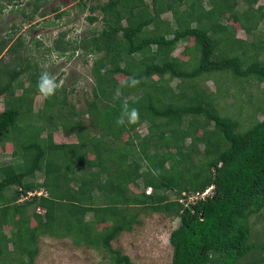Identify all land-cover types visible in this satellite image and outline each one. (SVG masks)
Wrapping results in <instances>:
<instances>
[{
	"label": "trees",
	"instance_id": "16d2710c",
	"mask_svg": "<svg viewBox=\"0 0 264 264\" xmlns=\"http://www.w3.org/2000/svg\"><path fill=\"white\" fill-rule=\"evenodd\" d=\"M4 1L13 0H0V14ZM257 1L245 0L241 12L234 0L91 5V11H101L102 28L77 45L99 55L86 102L89 124L59 86L40 108L28 110L40 92L37 72L26 75L24 86L20 75L28 65L0 67V149L14 134L8 130L19 131L9 143L12 162L0 163V264H33L37 238L43 236L103 250L112 264H133L111 242L140 223L135 207L179 219L168 237L171 264H264V242L251 240L250 225L251 216L264 210V117L257 118L258 112L264 115V87L248 91L249 107L243 104L244 111L232 114L213 108L228 88L218 80L214 93L199 85L217 71L224 81L235 79L238 92L264 82V4L253 9ZM45 4L31 0L30 11L19 12L33 17ZM167 11L175 26L161 17ZM227 12L255 39L237 38ZM187 37L194 39L192 63L172 54ZM10 40L0 38V55ZM9 50L14 52L15 44ZM168 73L180 80L177 90L165 82ZM117 74L125 78L114 84ZM142 126L145 134L137 131ZM59 130L74 140L55 142ZM139 181L143 190L135 192L132 185ZM210 186L208 196L187 200L186 193ZM172 191L179 197L171 199Z\"/></svg>",
	"mask_w": 264,
	"mask_h": 264
},
{
	"label": "rangeland",
	"instance_id": "374dc122",
	"mask_svg": "<svg viewBox=\"0 0 264 264\" xmlns=\"http://www.w3.org/2000/svg\"><path fill=\"white\" fill-rule=\"evenodd\" d=\"M30 1H4L5 9L0 14V38L10 37L11 40L8 41V45L0 55V67L3 68L10 64L12 68L18 70L28 65L27 70L20 75L24 86L28 85L27 74L36 71L37 79L39 80L41 73L47 71L57 82V86L64 90L66 102L74 106L75 111L83 112V114H80L79 119H82L83 123L89 124V118L85 111L86 102L91 98V89L94 83L91 73L93 61L99 55L85 54L84 49L77 47V45L83 37H89L94 31L98 32L102 28L103 22L100 19V9L97 8L91 11L90 6L101 5L107 0H83L86 2L85 5L80 4L79 0H46V4L33 17L28 14L21 15L19 8L25 7L29 12L31 9ZM146 1L150 2V0ZM234 1H237V11L241 12V10L247 9L245 0ZM261 4H264V0H258L254 3L253 9H256ZM90 16H96L98 19L91 22L88 19ZM225 16L229 18L227 23H233L232 25L237 29L235 31L237 38L248 42L255 39L254 36L247 35L240 28L238 22L230 13L227 12ZM161 17L163 20L169 21L172 26H175L169 11L161 14ZM257 31L259 32L258 29ZM10 44H15L14 52L7 51ZM63 46L67 48L63 49ZM193 46L194 39L187 37V39L177 42L172 54L182 60L187 59L189 63H192L189 57L195 54V50L192 49ZM245 62L244 65H246ZM222 73L217 71L215 72L217 75L199 82L202 88L209 89L213 93L218 85L216 80L220 81L219 84H222L223 87L228 88L225 99L220 98L214 102L213 108L216 110L221 109L223 112H228L229 110L228 113L231 112L232 114H236L233 113L235 110L238 112L240 110L244 111L246 106L249 107V105L245 104L248 91H259L264 87V82L260 84L252 83L248 86L253 87L238 92L236 80L228 77L224 81ZM124 78L125 75L117 74L112 77V83H119ZM154 78L157 79V76H154ZM164 80L173 90H177L179 79L168 73L164 76ZM20 91L21 89L19 88L15 90L16 94H19ZM2 98L0 96V110L3 107ZM43 99L44 95L41 92L36 93L32 105H27V109L34 111L40 108L43 104ZM243 104L246 106H243ZM36 116L40 118L39 115ZM263 117L262 112L257 113L258 119ZM23 119V116L18 118L17 122L20 127L22 126L20 122ZM24 128L25 126L22 127V129ZM59 131L54 133L55 142L61 143L74 140L71 135L61 130ZM137 131L140 134H145L146 127L142 126ZM200 132L201 129L197 131V133ZM15 133L13 134L11 129L8 130L10 135L13 134L14 136ZM123 135L126 137L127 133ZM13 136L6 139V148L4 150L0 149V163L2 164L12 162V156L9 155L11 152L9 143ZM199 147L200 149L203 148L202 145ZM37 175L40 178V174ZM37 175H35V179H38ZM132 188L135 192L143 190L141 181H139L138 187L134 188L132 185ZM41 192V190L38 191V193ZM189 194L186 193L189 197L187 200L191 201L192 195L189 196ZM181 196L183 195L181 194ZM177 197L179 195L175 192H170L171 199ZM132 210L138 213L137 218H139L140 223L135 225L131 232H123L117 239L112 241V248L118 250L121 254L128 255L133 264H171L172 246L169 244L168 237L172 229L178 226L179 219L166 216L161 212H153L149 209L142 210L140 207L132 208ZM87 217H90V214ZM250 225L252 227L251 240L256 243L264 242V210L251 216ZM4 230H7L6 233L10 232L7 228ZM261 232L262 234H260ZM36 247L37 255L33 259V264H112L110 255L103 250H94L83 245L75 246L68 238L38 237ZM8 250H11V245H9Z\"/></svg>",
	"mask_w": 264,
	"mask_h": 264
},
{
	"label": "clouds",
	"instance_id": "9594fccd",
	"mask_svg": "<svg viewBox=\"0 0 264 264\" xmlns=\"http://www.w3.org/2000/svg\"><path fill=\"white\" fill-rule=\"evenodd\" d=\"M133 83H135V82H133ZM38 88H39V91L44 96H49V95L54 94V92L57 88V84H56L54 78L47 71H45V72H42L40 77H39ZM131 116H132L133 121L138 118V113L136 112V110L132 111ZM145 189H146L145 190L146 193H149L151 191L150 187H147Z\"/></svg>",
	"mask_w": 264,
	"mask_h": 264
},
{
	"label": "built area",
	"instance_id": "2783aa9c",
	"mask_svg": "<svg viewBox=\"0 0 264 264\" xmlns=\"http://www.w3.org/2000/svg\"><path fill=\"white\" fill-rule=\"evenodd\" d=\"M211 186L206 188L203 192H195L192 194L191 198L192 200L190 202H194L197 199H203L204 197L208 196L211 193ZM189 198V197H188Z\"/></svg>",
	"mask_w": 264,
	"mask_h": 264
},
{
	"label": "crops",
	"instance_id": "0c3cea01",
	"mask_svg": "<svg viewBox=\"0 0 264 264\" xmlns=\"http://www.w3.org/2000/svg\"><path fill=\"white\" fill-rule=\"evenodd\" d=\"M3 108V107H2ZM2 110V109H1ZM19 126V125H18ZM21 127H24V124H22V126ZM20 126H19V128H21ZM11 130H12V128H11ZM13 133H15L14 131H12ZM16 132L17 133H19V131L18 130H16Z\"/></svg>",
	"mask_w": 264,
	"mask_h": 264
}]
</instances>
